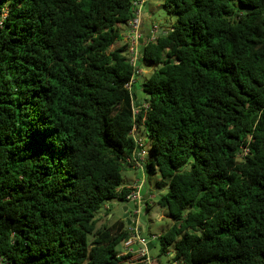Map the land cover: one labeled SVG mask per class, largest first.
<instances>
[{"label": "trees", "instance_id": "obj_1", "mask_svg": "<svg viewBox=\"0 0 264 264\" xmlns=\"http://www.w3.org/2000/svg\"><path fill=\"white\" fill-rule=\"evenodd\" d=\"M162 1L177 19L141 49L156 67L143 106L124 41L133 0H0L5 264H126L127 221L97 229V213L127 201L140 133L173 220L160 254L264 264V0Z\"/></svg>", "mask_w": 264, "mask_h": 264}, {"label": "rangeland", "instance_id": "obj_2", "mask_svg": "<svg viewBox=\"0 0 264 264\" xmlns=\"http://www.w3.org/2000/svg\"><path fill=\"white\" fill-rule=\"evenodd\" d=\"M149 1V0H148ZM145 6H147V12H142L141 16V24L142 27L145 30H150L153 27H157L163 32L164 30H167L171 27L173 23L176 22V17L171 15L167 12V9L163 5L162 0H151L150 3H147ZM144 6V7H145ZM125 25H122V28H124ZM142 35L144 37V40H147L149 35L146 36L144 31H142ZM125 41V40H124ZM143 48V47H142ZM141 47L138 46L139 51V60L137 61L136 68L137 72L135 74L133 83L135 86L136 94L138 96V101H141V105L144 104L143 98L144 95L139 90V84L145 80L146 77H149L153 70L156 68L153 64L142 61L141 62ZM144 106V105H143ZM140 107H136V111H138ZM141 140L144 144V150L147 157L150 154V142L145 133H140ZM144 180V183L141 188L142 196L149 199L148 202L150 204L149 210H147L144 206V209L139 217L140 224L143 226V229L141 231V235L144 236L148 240V249H149V256L153 262L156 261V264H170V257L168 254H160L161 251V243L159 241V236L166 232L173 224V220L168 216L167 209L164 207H161L158 204L159 195L165 194L167 190H160L157 187V181L159 179V176L157 175H144L143 177L136 173L134 170H131L129 168H125L123 170V184L126 185L131 180ZM150 194H152V197L149 198ZM108 205L111 207V209L107 212H104V206ZM97 213V229H100L105 224L118 221L120 219H123L126 214H129L130 219H134L135 216L132 214V210L134 208V204L129 201H123L120 199H112L108 201ZM125 207H127V213L125 212ZM104 212L103 214H100ZM109 212V213H108ZM111 215L112 217L110 219H107V215ZM156 236L153 237V236ZM138 245L135 250H137ZM116 251H118L121 255V252L123 253L125 251V245L124 242L120 243L116 246ZM169 253L172 250V248H169ZM136 256L135 258H132V260L136 263H140V259L138 258V253L134 252ZM131 258V256L128 257V259ZM159 263H158V262ZM154 264V263H153Z\"/></svg>", "mask_w": 264, "mask_h": 264}, {"label": "built area", "instance_id": "obj_3", "mask_svg": "<svg viewBox=\"0 0 264 264\" xmlns=\"http://www.w3.org/2000/svg\"><path fill=\"white\" fill-rule=\"evenodd\" d=\"M147 2L148 0H133L132 4H133V10H134L135 17L128 23V26L126 27L125 32H124V39L128 43V53H129L130 62L135 67H136L137 61L139 60L138 46L141 47V39H143V35H142L143 27H142L140 19H141L142 12H143L142 10ZM160 32L161 30L159 28L153 27L151 29L150 36L145 41V43L154 40ZM132 82L128 85L129 87H131ZM247 153H248V149L243 148V152L240 154V157L242 158ZM144 154H145V151H142V154L140 155V159H138L135 155H133L131 157H128L127 161L128 163H134L135 167H141L143 166L141 159ZM143 183H144V180H138L136 183H134L130 187L131 193L126 197L127 201L132 202L134 204L132 214L135 216L136 220L140 217L145 207L144 199L140 191ZM134 231H135L134 232L135 234L132 236H129L128 239L124 241L125 251L121 253V255L122 256L127 255L129 257L131 253L136 252L138 253V256H139L138 258L140 259L139 261L140 263L152 264V260L149 256L148 240L139 234L138 224L135 226ZM153 237L156 238L155 235ZM135 245L136 246L138 245L137 250L133 248ZM125 263L126 264H136V262H134L132 258L125 259ZM0 264H5L2 258H0Z\"/></svg>", "mask_w": 264, "mask_h": 264}, {"label": "crops", "instance_id": "obj_4", "mask_svg": "<svg viewBox=\"0 0 264 264\" xmlns=\"http://www.w3.org/2000/svg\"><path fill=\"white\" fill-rule=\"evenodd\" d=\"M150 1L151 0H149L147 3H150ZM146 3V4H147ZM145 4V5H146ZM147 10V6H145L144 8H143V12L145 11V12H147L146 10ZM142 30L144 31V33L146 34V36L147 35H149L150 36V30H145L144 28H142ZM145 41L146 40H144V37H143V39H141V48L145 45ZM131 170H134L136 173H138V174H140L142 177L145 175L144 174V169H143V166H141V167H132V168H130ZM138 181V179L137 180H131L130 182H128L125 186H127V187H131L134 183H136ZM150 197H152V194H150V196H149V198ZM143 199H144V203H145V208L147 209V208H150V204H149V202H148V200L149 199H147V198H145V197H143ZM111 209V207L110 206H108V205H105L104 206V212H107V211H109ZM126 209H127V207H126ZM147 210H149V209H147ZM104 212H102V213H100V214H103ZM112 216L109 214V215H107V219H110ZM124 219V218H123ZM131 221H132V223L131 224H128L127 223V225H128V230H129V236H132V235H134L135 233V231H134V228H135V226L138 224V232H139V234L141 235V231H142V229H143V226L140 224V219L138 218L137 220H136V218H134V219H132L131 218ZM136 221H137V223H136ZM116 221H114V222H111V223H108L109 225L110 224H113V223H115ZM142 236V235H141ZM144 237V236H143ZM136 245L133 247L134 249H136ZM133 249V250H134ZM134 252V251H133ZM122 253V252H121ZM135 255V253H131L129 256H131V258H134V257H136V256H134ZM155 262L156 261H154L153 260V262H152V264L154 263L155 264Z\"/></svg>", "mask_w": 264, "mask_h": 264}, {"label": "water", "instance_id": "obj_5", "mask_svg": "<svg viewBox=\"0 0 264 264\" xmlns=\"http://www.w3.org/2000/svg\"><path fill=\"white\" fill-rule=\"evenodd\" d=\"M124 210H125V212L127 213V209H126V207H125ZM124 219L127 221L128 224H131V223H132V221H131V219H130V217H129V214H126L125 217H124Z\"/></svg>", "mask_w": 264, "mask_h": 264}]
</instances>
